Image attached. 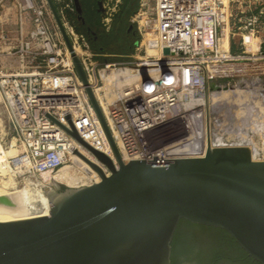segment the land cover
Segmentation results:
<instances>
[{
  "label": "built area",
  "instance_id": "built-area-1",
  "mask_svg": "<svg viewBox=\"0 0 264 264\" xmlns=\"http://www.w3.org/2000/svg\"><path fill=\"white\" fill-rule=\"evenodd\" d=\"M150 2L142 0L132 20L143 41L130 72L120 64L101 68L87 38L73 27L67 30L74 49L80 50L78 56L95 94L99 91L105 100L109 91L117 96L105 117L129 161L151 160L145 157L146 145L139 138L171 117H188L192 134L207 131V104L218 88L214 79L246 55L264 58L256 17L243 29L239 54L233 51L228 30L235 0H153V7ZM3 34L0 151L1 155L14 152L3 162L13 177L57 173L74 158L75 151L81 153L83 147L47 118V113L68 129L65 117L70 115L79 135L104 153L107 140L63 40L59 46L54 43L39 15L34 16L28 36ZM107 73L114 77L104 79ZM159 158L164 157L153 160Z\"/></svg>",
  "mask_w": 264,
  "mask_h": 264
},
{
  "label": "water",
  "instance_id": "water-1",
  "mask_svg": "<svg viewBox=\"0 0 264 264\" xmlns=\"http://www.w3.org/2000/svg\"><path fill=\"white\" fill-rule=\"evenodd\" d=\"M45 1L115 160L88 144L70 115L68 129L47 113L96 159L73 153L100 181L58 187L39 217L0 218V264H171L182 221L224 230L264 264V160L249 147L224 146L203 157L124 161L56 4ZM0 203L11 204L5 196Z\"/></svg>",
  "mask_w": 264,
  "mask_h": 264
},
{
  "label": "rangeland",
  "instance_id": "rangeland-1",
  "mask_svg": "<svg viewBox=\"0 0 264 264\" xmlns=\"http://www.w3.org/2000/svg\"><path fill=\"white\" fill-rule=\"evenodd\" d=\"M122 1H102L103 23L107 31L112 30L114 16L118 14V6ZM150 1V5L153 7V0ZM54 2L56 5L61 4V0H54ZM73 3L75 4V2ZM248 4H250V7H248ZM72 6H74L72 0H68L65 2V6L59 9L68 31L73 26L66 19L64 12L65 10H74ZM231 11L233 19L230 22L231 30H228V34L231 37L233 51L238 53L242 42V34L244 33L243 29L247 26L248 20L253 17L258 19L257 37L264 44V0H235L231 4ZM35 15H39L52 40L59 46L62 37L45 0H30V2L28 0H0V35L4 33L11 36L13 33L15 35L16 32L28 36L29 32L33 30ZM133 17L134 15L130 18L131 29L125 30L124 24L121 26L116 25L113 28L107 42L109 52L98 55L92 52L95 55L94 61L101 64V68L110 64H120L126 65L128 71H131L129 68V66L131 67L130 63H133V57L139 56L138 47L143 41V37L132 22ZM106 19H108V22ZM130 31L136 35L137 46L129 56L117 54L130 50L132 36L127 34ZM92 80L94 81V79ZM214 84L218 88L213 90L206 109L208 136L214 143L213 146L249 147L253 150L254 158L264 160V58L259 56V58L252 59L251 55H246L245 60L235 62L224 75L214 79ZM99 87H102L101 84H99ZM109 93L110 91L106 93V97ZM113 95L115 94L111 95L110 93L108 96L112 97L109 98L111 102L114 101L113 97L114 99L117 97ZM189 125L190 119L188 117H171L160 128L140 137L139 142L146 145L145 157L153 160L157 156L168 158L176 154V148L186 143L193 136ZM73 165L74 159L72 158L64 167H72ZM73 168L81 171L79 173L84 176L80 167L78 169L73 166ZM45 175H50V178H52L56 173L42 174L36 176L37 178L29 179H22L21 177L14 179L12 177L14 187L9 188L6 193L41 188V183L43 184L45 181ZM41 177L44 180L41 181ZM82 184V187L91 185L90 182ZM59 186L65 187V185ZM39 206L37 205V208H40Z\"/></svg>",
  "mask_w": 264,
  "mask_h": 264
},
{
  "label": "trees",
  "instance_id": "trees-1",
  "mask_svg": "<svg viewBox=\"0 0 264 264\" xmlns=\"http://www.w3.org/2000/svg\"><path fill=\"white\" fill-rule=\"evenodd\" d=\"M68 0H61V4L56 5L58 11L65 6ZM141 0H123L118 6L119 12L114 16L113 28L117 25H125V30L131 29L130 18L138 11ZM72 2H75L72 0ZM81 13L74 10H65L64 14L68 22L74 27L78 34L84 35L91 51L98 55L109 52L108 39L112 30L107 31L103 23L102 13L99 11L97 0H78ZM132 36L130 50L122 55H131L136 47V35L130 31L127 33ZM182 230H184L182 234ZM186 249L188 259L190 253L196 247H201L200 264H259L236 243V241L224 230L200 226L187 221H182L175 233L172 243L171 264H175L176 248L179 243Z\"/></svg>",
  "mask_w": 264,
  "mask_h": 264
},
{
  "label": "bare ground",
  "instance_id": "bare-ground-1",
  "mask_svg": "<svg viewBox=\"0 0 264 264\" xmlns=\"http://www.w3.org/2000/svg\"><path fill=\"white\" fill-rule=\"evenodd\" d=\"M75 51L77 54H80V50L78 48H75ZM130 72V71H129ZM114 77V74L109 75L103 74L104 79H111ZM110 95V93H109ZM108 95V96H109ZM112 95V93H111ZM107 96V100L103 99L97 91L96 97L99 98L102 105V110L104 112V115L108 113V106L111 102V98ZM116 97V95H113ZM110 98V99H109ZM113 100L114 97H113ZM107 116V115H106ZM109 124L111 125L110 121L108 120ZM117 146L119 148V151L121 153V156L124 161H129V158L123 148V145L118 138V135L115 133L113 134ZM106 138V137H105ZM92 145L96 146L98 143L91 142ZM213 142L208 136V129L205 132L201 133H195L193 134L192 138L190 139L189 143L181 144L178 148H176V154H173L172 156L168 158H159L156 160L161 159H179V158H192V157H200L206 154L207 149L213 146ZM104 153L111 158L114 159L111 148L107 142L106 147L103 149ZM178 151V152H177ZM0 151V197L5 196L9 199L10 205L1 204L0 203V218L5 221H15V220H23V219H30V218H36L41 215H44L46 213H49L51 211V201L50 196L56 191L59 185H65L67 188H80L82 187V183H91L95 184L100 181V177L98 174L86 163H84L81 159H79L77 156H74V165L77 168L80 167L83 170L82 176L78 171L75 170L72 167H64L59 172L56 173V175L52 178H50V175H45V181L43 182L42 189L36 188L34 190L30 189H24L22 191H17L15 193H9L7 194L6 191L9 188L14 187V181L12 179L13 175L11 172L3 165V162L5 161L4 158H7L8 155L14 154V152H11L9 154L1 155ZM85 158L90 160L91 162H94L96 164H99L96 159L88 153L85 149L82 148L81 153ZM115 160V159H114ZM79 169V168H78ZM105 170V169H104ZM106 171V170H105ZM107 173V172H106ZM22 178V177H21ZM37 178V177H36ZM15 179V178H14ZM23 179V178H22ZM41 177V181H42ZM44 180V179H43ZM28 181V180H26ZM93 181V182H92ZM95 181V182H94ZM18 182V181H17ZM89 185V184H88ZM86 186V185H85ZM33 202V203H31ZM37 205H40V208H37Z\"/></svg>",
  "mask_w": 264,
  "mask_h": 264
},
{
  "label": "flooded vegetation",
  "instance_id": "flooded-vegetation-1",
  "mask_svg": "<svg viewBox=\"0 0 264 264\" xmlns=\"http://www.w3.org/2000/svg\"><path fill=\"white\" fill-rule=\"evenodd\" d=\"M102 1L105 0H97V4L99 7V11L102 13ZM202 226V225H200ZM184 230H182V234ZM201 250H203V248L196 247L195 250L193 252L190 253V259H188V254H186V249L183 247V245L181 244V242L179 243V245L177 246L176 250H175V254H176V259H175V264H200L199 263V259L200 257V253Z\"/></svg>",
  "mask_w": 264,
  "mask_h": 264
},
{
  "label": "crops",
  "instance_id": "crops-1",
  "mask_svg": "<svg viewBox=\"0 0 264 264\" xmlns=\"http://www.w3.org/2000/svg\"><path fill=\"white\" fill-rule=\"evenodd\" d=\"M136 46H137V42H136Z\"/></svg>",
  "mask_w": 264,
  "mask_h": 264
}]
</instances>
